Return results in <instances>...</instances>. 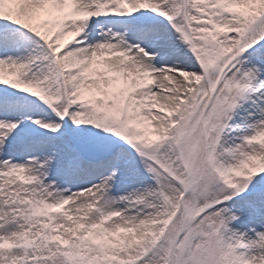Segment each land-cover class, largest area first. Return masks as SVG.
I'll list each match as a JSON object with an SVG mask.
<instances>
[{"label": "snow or ice", "instance_id": "1", "mask_svg": "<svg viewBox=\"0 0 264 264\" xmlns=\"http://www.w3.org/2000/svg\"><path fill=\"white\" fill-rule=\"evenodd\" d=\"M142 11L167 23L188 65L157 68L150 27L97 31V18ZM0 23L43 49L0 56V86L118 141L70 143L64 160L14 144L19 121L0 118V264H264V0H0ZM40 59L46 74L29 75ZM14 147L23 163L3 158ZM61 167L88 186L61 188ZM125 172L138 186L112 197Z\"/></svg>", "mask_w": 264, "mask_h": 264}, {"label": "rangeland", "instance_id": "2", "mask_svg": "<svg viewBox=\"0 0 264 264\" xmlns=\"http://www.w3.org/2000/svg\"><path fill=\"white\" fill-rule=\"evenodd\" d=\"M97 31L101 28L103 31L123 32L124 26H146L155 30L156 34L162 39L160 41L162 47L159 49V54L153 61V64L158 68L162 64H176L178 66H186L190 62V57L186 52L184 46H182L176 39L175 34L171 31L169 26L161 18L154 16L153 14L142 11L130 18H115V17H100L96 20ZM1 30V29H0ZM5 35H11L16 41L15 45L9 44L11 48H16L17 52H28V57L43 56V49L39 47L40 41L32 34L25 33L20 30H9L7 32L0 31ZM7 44H3L2 48H5ZM141 47H144L141 44ZM3 50V49H0ZM47 60H37L36 64L32 65V70L29 75L35 73L38 77H42L46 74L45 65ZM2 90H6V94H0V118L7 117L13 121H19V127L13 134V142L22 143L37 147L39 145L46 146L48 149L56 148L60 151L61 157L64 160L70 158L71 153L68 150V145L75 142H85L91 140L102 139L104 141H111L113 144H118L115 138H112L109 134L104 133L102 130L95 129L93 126H81L80 128H73L68 121H59L55 114L41 101L35 97H31L27 94L17 92L16 90L9 89L1 86ZM249 103H244L243 107L238 110V115L234 116L232 124H240L242 120L247 117V109ZM42 120L44 122L60 123L61 129L56 134L48 133L46 130L38 128L32 123L34 120ZM225 140L229 139V136H235L238 133L230 132L226 130ZM28 153H21L17 148H12L3 158L11 157L13 162L23 163L28 157ZM62 169V170H61ZM59 173L54 174L57 183L61 188L68 187L72 192L83 185H86L85 181H81L78 184L69 187L66 185V181L69 180L68 170L61 167ZM137 178L131 172H125L124 175L113 184L110 195L112 197H118L122 195V192L127 190V193L137 187ZM126 193V194H127Z\"/></svg>", "mask_w": 264, "mask_h": 264}, {"label": "bare ground", "instance_id": "3", "mask_svg": "<svg viewBox=\"0 0 264 264\" xmlns=\"http://www.w3.org/2000/svg\"><path fill=\"white\" fill-rule=\"evenodd\" d=\"M7 48H5V49H7ZM5 49L0 50V56L7 54V55L13 56L14 58L15 57H19L21 59H25V58L28 57V55H27L28 52L21 51V52H16L15 53V52H12V51H9V50H5ZM248 106L249 105H247V107ZM41 147H42L41 145H39L38 148L36 147L37 148V154H38V152H39V150H40ZM86 179H87V177H83V176H81V177H69V180L66 181V185H68L69 187H71V186H74V185L78 184L81 181H85ZM83 186L86 187L88 185L86 184V185H83ZM126 193H127V190L123 191L122 192V195H125Z\"/></svg>", "mask_w": 264, "mask_h": 264}]
</instances>
